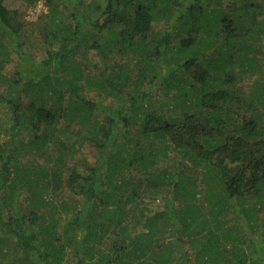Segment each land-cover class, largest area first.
<instances>
[{
  "label": "trees",
  "instance_id": "16d2710c",
  "mask_svg": "<svg viewBox=\"0 0 264 264\" xmlns=\"http://www.w3.org/2000/svg\"><path fill=\"white\" fill-rule=\"evenodd\" d=\"M8 1L15 0H0V108L9 111L0 115V264H175L176 254L181 264H264V81L246 88L242 77L255 71L245 64L254 65L251 40L264 38V1L43 0L54 7L46 31L62 46L35 63L21 40L26 25ZM60 5L69 12L63 24L55 9ZM100 29L109 35L102 43L90 37V48L107 54L120 46L129 57L86 74L73 56ZM83 31L89 34L81 39ZM13 60L16 71L9 76L5 69ZM60 71L69 78L62 83ZM87 85L102 88L109 100L71 102L70 110L83 113L96 162L86 173L63 170L66 154L52 167L26 166L23 159L32 161L38 151L62 153L51 139L68 113L59 112L55 92L69 100ZM155 136L162 138L158 146L142 143ZM143 186L167 190L163 209L138 212L147 203L138 190ZM25 189L30 210L19 202ZM49 189L73 190L83 208L63 230L52 219L35 233L30 224L47 202L37 196ZM199 194L216 209L215 230L206 232L198 215ZM239 200L244 233L228 228L221 235L225 214ZM197 226L204 228L202 237L194 233Z\"/></svg>",
  "mask_w": 264,
  "mask_h": 264
},
{
  "label": "rangeland",
  "instance_id": "374dc122",
  "mask_svg": "<svg viewBox=\"0 0 264 264\" xmlns=\"http://www.w3.org/2000/svg\"><path fill=\"white\" fill-rule=\"evenodd\" d=\"M264 1V0H262ZM6 6L9 7L11 10L17 11L18 20L24 25H26L25 29L21 31V33H24V35H21V40L26 44L27 53L29 54V59L31 62L35 63L39 60H42L47 55L48 50H58L61 48V44L59 43V40L55 39L54 37H51V35L46 31V28L48 27L50 17L52 16V9L48 6L43 0H15V1H8L6 2ZM58 18L57 20L60 21V24H63L64 21L69 20V12L67 9L63 8V6H58L57 8ZM65 19L64 21L61 20ZM58 23V22H57ZM164 26V22H160L161 29ZM51 33V32H50ZM87 34V31H83L80 37L81 39L84 38ZM109 35V32L107 30H96V34L92 35L89 34V38L84 42L82 47L76 49V54L73 56V65L75 67H80L79 65H82L86 69L85 73L89 74H98L100 70L104 71L103 67L106 65H111L113 63L117 64H125L127 62V58L129 57L126 55V49L123 50L120 46H115L113 50L108 49V53H101L97 52L96 49L90 48L92 45V38L93 40L97 39L102 43L107 36ZM92 37V38H90ZM143 42V41H142ZM143 44V43H141ZM251 45L255 46L253 50L248 51V56L251 57V62L254 63V65L251 64H245L248 65V67H254L255 71L249 70V73H245L242 75L243 78H247L244 81V86L247 88L253 87L254 82L256 80H259V82L264 81V38L257 39L253 38L251 40ZM131 54V53H130ZM170 53L168 56L173 57ZM135 58H138L135 56ZM77 63V64H76ZM100 68L96 71L94 68ZM235 71H238V68L236 69L234 65L232 66ZM231 67V68H232ZM238 67V66H237ZM64 68L61 66V70ZM246 68V67H245ZM230 69H227L229 71ZM244 70V69H240ZM240 70L238 72H240ZM16 71V65L13 60L12 63H9L8 66L5 69V73H8L9 76H13ZM247 71V70H246ZM60 80L59 83H62L64 79L67 77H64V73L60 71ZM101 76H105L106 73L101 72ZM263 75V76H262ZM262 77V78H261ZM69 79V78H67ZM4 90L6 86H3ZM59 89V85L57 86ZM110 87L108 90L110 91ZM262 94V93H261ZM105 92L102 88H92L88 85L85 89H81L76 93L72 95V97L69 100L65 99V96L61 94L60 91H56L53 100L56 98L61 97V102L59 103L58 107H62L63 109H60L59 112L66 110V113H68V116L62 117L61 120L56 122L54 125V131H56V137L52 138L51 141H55L58 143V146L60 149V154H57L58 149H54L52 151H48L46 153L44 152H36L34 155L30 156L32 158V161L26 156V159H23L26 161V166H29L30 168L34 166L35 168L41 170L42 167H52L53 163L55 162L56 157L66 154L67 157L64 159L66 161L65 166H63V170L68 168H77L81 173H86L88 168L93 165L96 162L95 158V152L93 151L91 143L87 139V134L83 130L84 126L82 124L81 117L83 116V113H80L77 111L78 108H75V110H70L71 108V102L74 100V98H78L80 96H85L90 100L100 101L104 100L109 101L107 97H105ZM104 98V99H102ZM258 100V99H257ZM68 104V105H66ZM255 104V103H254ZM256 105V104H255ZM55 106V103H54ZM75 107V105L73 104ZM258 109H261V105H257ZM7 113H9L8 109L3 107L0 108V115L5 116ZM28 127V126H27ZM26 127V128H27ZM82 128V129H81ZM68 129V132L65 134V131H62L60 133V130ZM78 129H81L80 131ZM27 131L25 133L26 139L30 140V132L27 128ZM82 132V133H81ZM80 133V134H79ZM59 138L63 140L61 143L59 141ZM162 142V138L159 136L150 137V139L143 138L142 143L148 145L149 143H153L155 146H158ZM63 144V145H62ZM163 147V146H162ZM9 151H12L9 149ZM172 152V151H171ZM170 152V153H171ZM39 153L38 160L36 159V154ZM172 154V153H171ZM28 155V154H27ZM121 157H123L125 154H121ZM29 156V155H28ZM171 161L172 159L169 158ZM168 161V160H167ZM98 162V161H97ZM187 165L190 163L188 160H186ZM34 169V168H33ZM49 169V168H46ZM47 173V170H46ZM106 173V170H105ZM45 175V174H42ZM185 177H191V172L186 170V173L184 175ZM118 178V175H117ZM41 180V179H40ZM40 180L37 179L35 176L33 179V184L38 185L37 188H40ZM134 178H130L131 185L129 186V190H131L132 184H134ZM135 182H137V179H135ZM42 183V181H41ZM122 183V181H120ZM196 185V184H195ZM206 188V185H204V188L201 190L204 191ZM149 187L145 188L144 186L141 189H138L139 192L143 195L142 198H144L147 203L145 205H142V208L139 207L138 212L141 213L144 212L148 214L151 211L159 210L164 208V200L163 197L165 195V192L167 190L162 189L161 192L157 191L156 193L148 192ZM49 193L44 192L43 195L37 196L39 200L45 199L47 202L43 205V214L42 212H38L37 217L34 222H31V228L35 233H38L39 229L41 227H46L48 223H51L52 219H54L57 223L56 229L58 231L63 230V226L67 227V224L70 223V221H74L75 216H78V211H80L83 206H80L77 202L80 200V197L77 196L73 190L70 189H61L57 190L56 192L51 191L49 189ZM31 193V192H30ZM33 196V195H32ZM140 198L139 200H142ZM30 199L27 190L21 191V196L19 199V202L25 210H30L31 206H27V204H30ZM181 200V199H179ZM199 205V217L202 219V221H205L204 227L206 232L215 230V224L214 220H212L211 216L215 213V207L212 204V201L209 197L203 195L200 197V194L197 197V200L194 201ZM37 203V202H36ZM66 204L67 208L61 207L62 204ZM242 205H244L243 200H239L234 202L233 207L225 214V222L226 227H221V235L223 232L227 231L228 228L231 229L232 233L237 234L238 232L244 233L243 229L246 227V221L245 219H242L241 216H238V213L241 215L243 214ZM179 214V209L177 210ZM88 213V212H87ZM90 213V211H89ZM87 214H85L84 219ZM43 216V218L41 217ZM54 216V217H53ZM224 215L218 216V219H221ZM89 217V216H88ZM199 219V220H200ZM244 220V221H243ZM202 222V223H203ZM131 228H138V225H132ZM194 233L196 235H200L202 237L204 234V228L197 226L194 229ZM46 235V231L44 229V234L42 236ZM52 235V234H51ZM242 235V234H240ZM68 237V236H64ZM186 239V237H185ZM186 241V240H185ZM228 241V240H227ZM103 244H107L108 241H102ZM5 246V245H4ZM108 246V245H104ZM187 246V242H186ZM226 247L230 246V243L227 242ZM188 247V246H187ZM7 249V246L4 247ZM72 250V249H70ZM194 253V251H192ZM16 256V251L13 253H9V257ZM191 258L195 257L194 254L190 255ZM179 255L176 254L175 258V264H181L179 260ZM194 260V258H193Z\"/></svg>",
  "mask_w": 264,
  "mask_h": 264
}]
</instances>
